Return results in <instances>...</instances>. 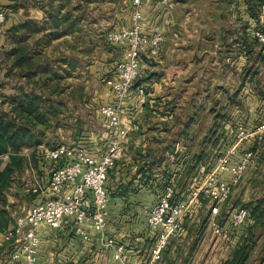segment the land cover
Wrapping results in <instances>:
<instances>
[{
  "label": "crops",
  "instance_id": "obj_1",
  "mask_svg": "<svg viewBox=\"0 0 264 264\" xmlns=\"http://www.w3.org/2000/svg\"><path fill=\"white\" fill-rule=\"evenodd\" d=\"M233 2L238 4L239 0H169L168 4L162 0H142L144 28L148 32L161 31L164 40L156 54L141 56L135 87H144L145 94L133 90L122 105L120 127L126 132V141L108 170L106 236L101 238L86 222L83 227L92 240L84 241L76 234L71 217H66L55 229L42 223L37 227L40 237L37 264H118L112 256L113 248L106 243L110 238L126 245L130 264H141L144 258L143 264L146 263L151 233L145 211L169 181L170 159L166 149L174 153L181 176L194 163V159L189 161L190 156H186L190 138L191 146L195 142L198 146L205 132L230 126V115L235 114L234 98L246 106L250 100L262 103L258 94H251L253 90L248 85L258 80L262 73L259 70L264 71V49L252 36L256 23L264 25V4L257 21L245 11L234 12ZM117 47L119 60L123 50ZM234 81L238 82L236 88L241 86L239 91L234 89ZM203 83L211 85L210 91H201ZM253 105L235 115L250 123L261 115H256L257 104ZM85 139L92 142L88 152L100 157L98 152L107 139L101 134ZM194 169L188 170L194 174ZM249 175L248 178L252 174ZM45 196L40 188L32 205ZM12 216L13 224L18 215ZM144 238L148 242L142 243ZM9 261L10 247L4 245L0 248V264Z\"/></svg>",
  "mask_w": 264,
  "mask_h": 264
},
{
  "label": "rangeland",
  "instance_id": "obj_2",
  "mask_svg": "<svg viewBox=\"0 0 264 264\" xmlns=\"http://www.w3.org/2000/svg\"><path fill=\"white\" fill-rule=\"evenodd\" d=\"M45 1L47 0H43L42 3H45ZM69 2L72 5L81 3L83 43L78 39H73L70 35H66L43 47V62L73 57L77 60V67L75 70H70V75H67L63 71L65 77L59 82L61 95L52 98L56 103L60 104L59 117L53 124L52 130L46 132L45 139L35 149L42 152L44 149L51 148L52 146L66 145L69 149L83 148L89 151L92 142H85L87 141L85 138L95 135L98 137L101 134L104 140L107 139L106 145L98 152L99 154H103L107 150L108 142L112 138L113 133L108 128L104 118L99 114V108L104 104L115 101L114 97L107 91L105 81L108 78H113L115 75L114 66L118 61L120 50L117 46L108 43L106 37L108 33L115 29L134 23L132 19L133 6L129 0H69ZM249 2L253 9V15L249 10ZM241 4L245 7L240 6ZM0 7L6 13L5 21L0 23L1 104L6 97L15 93L18 87L30 88L25 84L24 79L17 77L16 72L9 70V63L5 60L4 55L10 47L6 30L11 25L26 19V17L41 21L44 17V11L40 9L37 1L36 6H34L30 0H0ZM233 7L234 12L240 14L242 11H245L254 18H257V21L259 20L258 17L261 14L262 5H256L253 0H239L238 4L233 2ZM141 20L142 17L138 22L141 30L147 35L150 34L151 32L146 31ZM255 26L264 28V25L260 24V21ZM84 38L87 43L85 45ZM73 44L76 45L74 46ZM252 68L255 69L254 66ZM259 71H262V73H260L258 80L256 79L254 84L250 82L248 86L250 90H253L252 95L258 94L261 97L262 103L250 100V105L246 106L245 102L234 98L232 110L236 114L241 109L246 111L251 105L257 104V107L253 105L256 107V115L258 113H261V115L258 118L255 117L250 123H244V120H241V116L231 114L230 122H228L230 126L219 131L215 129L205 132L198 146L195 142L194 147H192V138H190V143L187 144L186 150L189 152V155L186 154V156H190L189 161L196 160L195 164L193 163L195 165L194 174L191 173V170H188L192 164L188 166V169L186 168L183 175L179 176L181 167L178 170L179 165L174 159V153L170 148L166 149L165 152L170 159L169 181H172L177 191L175 201L182 200L184 195L181 193L185 186L193 182L201 184L205 176L215 169L218 158L226 153L233 144L236 125L240 123L255 125L264 119L262 117L264 116V71L263 69ZM139 76L140 74L136 78L133 88H135ZM235 83L238 82L234 81V89L238 85ZM210 86L207 83H203L201 91H210ZM240 87L238 86L236 89L239 91ZM214 90L215 88L213 92ZM143 94H145V89ZM123 103L120 105L119 114L123 108ZM2 108L8 109V106L4 105ZM191 136H193V133H191ZM243 145L244 147L238 148L236 153L230 157L229 163L230 166L235 163L239 150L245 149V147H252L255 156L248 168L250 170L247 169L248 173L252 175L248 178L250 175L246 174V171L242 178L237 180L233 186L230 199L221 207V213L216 219L223 228V232L220 235L213 232L208 224L210 217L208 208L205 207V201L201 200L199 207L196 206L194 210L186 215L184 232L180 236L171 239L163 258L160 262L154 264H225L232 250L241 243H247L250 246L249 256L244 264H264L263 222L261 220V225L256 226L254 224V216L251 213L252 208L256 206L258 201H261L262 213L264 214V144L246 142ZM94 149L92 146V150ZM30 151L31 149H23L21 153L24 157L28 158ZM186 159L184 158V162L187 161ZM5 160L6 158H4ZM43 161L39 163V169L33 163L31 164V168H25L21 175L20 184L15 185L11 189L8 198L11 216L12 213L14 216L24 214L32 205L35 195L40 191V188L44 190L51 164L46 160ZM196 165H199V167L196 168ZM189 176L192 178L189 179ZM218 176L228 178L229 173L228 171L219 172ZM33 188L37 189V191H32ZM238 208H246L251 213V223L236 226L232 224L231 213ZM90 236L92 237L91 234ZM99 236L105 238V230ZM141 237H143V234H141ZM141 241L142 243L148 242L145 238ZM129 249L127 248V250ZM144 259L141 264L144 263Z\"/></svg>",
  "mask_w": 264,
  "mask_h": 264
},
{
  "label": "built area",
  "instance_id": "obj_3",
  "mask_svg": "<svg viewBox=\"0 0 264 264\" xmlns=\"http://www.w3.org/2000/svg\"><path fill=\"white\" fill-rule=\"evenodd\" d=\"M162 2L168 4L169 0ZM141 3L142 0H131L132 25L121 26L106 37L108 43L122 47L123 50L122 58L115 63L114 77L105 81L107 91L115 101L99 108L113 133L106 152L97 158L86 149H69L66 145L46 148L41 152L42 158L51 164L44 187L46 196L30 206L24 214L18 215L14 223L1 232L0 248L4 245L10 247L9 264H37L40 246L37 227L42 223L55 229L66 217H71L76 234L87 242L92 237L83 227L84 223L89 222L91 228L100 235L104 232L109 214L106 187L108 170L119 157L126 141V132L120 127V105L133 90L143 95V87L133 88L139 75L141 55L156 54L164 40L161 31L155 30L147 35L141 30L138 25L142 17ZM5 18L6 13L0 7V23ZM252 36L264 49V28H254ZM263 141L264 121L255 125L240 123L234 129L232 146L218 158L215 169L205 176L201 184L193 182L186 187L182 200L175 201L177 191L171 180L156 193L153 205L145 211L146 225L151 233V243L147 250L148 262L145 264H154L162 259L170 240L184 232L186 215L196 206L199 207L201 200L205 201V207L208 208V224L213 232L218 235L223 232L216 217L221 213V207L230 199L234 184L246 173L255 155L251 148H245L237 152V160L232 166L229 159L246 142L259 144ZM227 171L228 178L218 176L219 172ZM32 191L36 192L37 189L33 188ZM230 217L234 226L252 222L246 208L234 210ZM106 243L112 246V256L118 264H130L125 244L111 238Z\"/></svg>",
  "mask_w": 264,
  "mask_h": 264
},
{
  "label": "trees",
  "instance_id": "obj_4",
  "mask_svg": "<svg viewBox=\"0 0 264 264\" xmlns=\"http://www.w3.org/2000/svg\"><path fill=\"white\" fill-rule=\"evenodd\" d=\"M36 1L44 11L41 21L26 17L6 30L10 47L4 55L9 63V70L16 72L17 77L24 79L25 84L30 88L18 87L15 93L6 97L0 104L1 232L13 222L8 199L11 189L20 184L25 168H31L33 163L39 169V163L44 162L41 152L36 151L35 147L41 144L46 132L52 130L53 124L59 117L60 104L52 98L61 95L59 82L65 77L63 71L70 75V70H75L77 67V60L73 57L43 62V47L66 35L83 43L80 2L72 5L69 0H47L45 3H42L43 0H30L34 6ZM253 2L256 5L264 4V0H253ZM248 4L252 14L251 3ZM85 44L87 43L84 38ZM4 105H7L8 109H3ZM23 149H31L28 158L22 155ZM194 164L192 168L195 167ZM262 212L261 201H258L251 210L256 226L261 225V220L264 226ZM249 249L247 243L237 245L225 264H244L248 259Z\"/></svg>",
  "mask_w": 264,
  "mask_h": 264
}]
</instances>
